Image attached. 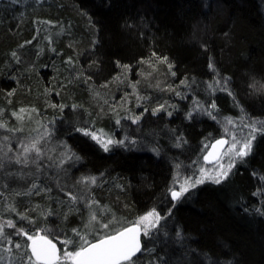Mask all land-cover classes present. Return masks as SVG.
I'll use <instances>...</instances> for the list:
<instances>
[{
	"label": "trees",
	"instance_id": "16d2710c",
	"mask_svg": "<svg viewBox=\"0 0 264 264\" xmlns=\"http://www.w3.org/2000/svg\"><path fill=\"white\" fill-rule=\"evenodd\" d=\"M122 65L130 66L133 88ZM221 78L231 95L209 88ZM124 93L146 110L130 105L140 120L121 121L135 143L104 152L74 131L119 135L124 101L114 102ZM197 99L215 103L218 119H264V0H0V154L13 156L22 138L51 132L41 142L39 172L32 164L0 169V223L19 227L27 221L18 214H27L36 222L32 234L53 223L69 238L74 228L87 232L93 214L101 224L126 219L120 228L155 208L164 219L153 251L144 253L149 264H264V134L224 182L200 185L171 204L177 165L201 156L221 134L217 119L186 118ZM17 128L23 132L8 131ZM177 136L186 143L175 147ZM64 145L81 159L58 166ZM82 177L96 182L78 184ZM33 183L50 191L29 192ZM25 239L12 235L0 246L21 259L24 249L14 244Z\"/></svg>",
	"mask_w": 264,
	"mask_h": 264
},
{
	"label": "snow or ice",
	"instance_id": "6c2138e0",
	"mask_svg": "<svg viewBox=\"0 0 264 264\" xmlns=\"http://www.w3.org/2000/svg\"><path fill=\"white\" fill-rule=\"evenodd\" d=\"M15 2V0H13ZM15 55V53L13 54ZM166 61V58H164ZM123 68H129L128 65H122ZM171 67V66H170ZM209 68L214 70V65L210 62ZM174 74V73H173ZM182 84L184 81L181 82ZM228 80L227 78H221L215 81L214 84L209 85V88H219L224 91H229L227 88ZM232 93L229 91V95ZM63 107V106H60ZM216 108L215 103L211 105H205L204 102L200 100H194L193 105L189 112L186 113V118L193 119L196 114L207 115L211 119L216 120L217 117L214 114ZM165 110L164 106L161 105L157 109L153 110V115ZM24 110L21 109V112ZM169 116L172 115L171 112L167 113ZM14 116H17V119H22L23 117L18 116L16 113H13ZM143 115V113H141ZM132 119V123H137L140 120V116L128 117ZM116 123L119 125L121 121L117 119ZM226 125H234V121L231 119L226 120ZM6 125L0 123V128H5ZM249 129L247 136L238 138L236 134H233L230 140H225L223 137L216 139L214 143L211 144L210 150L208 145H205L202 149L203 152L207 154L204 155V161H208L210 157L214 158L217 161H227V166L225 163H219L212 170H206L204 167L199 168L200 175H192L184 178V183L179 184V189L176 187H171L169 189L171 202L174 204L179 202L185 195L190 191V189L196 188L198 185L204 184L206 181H211L215 184H221L226 180L231 174L232 169L237 162H243L244 158L250 155L252 151L253 141L255 140L258 134H264V122H260L259 127H257V122L253 121L249 125H245ZM8 131H19L23 132V129H8ZM74 131L80 133L83 137L90 138L96 144L103 149L104 152H109L113 146H124L125 140H115L106 133H103L102 130H94L90 127H76ZM225 133L228 132V127L224 128ZM51 132L48 129H45L42 135L32 138H22L20 140L19 148L20 150L13 156H9L7 153L0 154V169L6 167L9 164L22 165L27 167L29 164L36 166V171H40V165L37 163L44 156L42 151L41 142L46 138L50 137ZM8 139L7 136L4 138ZM175 147H180L181 143H186L182 141L180 136L176 137ZM130 143H135L131 141ZM227 145V149L223 152L218 151V149H224ZM65 151L60 154L58 160V166L64 165L66 162L78 161L81 159L80 156L72 152L67 145H64ZM154 151H158L154 149ZM196 162H193V167ZM179 168V165H177ZM31 174V173H29ZM9 175H12L11 173ZM264 180V177H261ZM95 177H82L78 184L83 183H95ZM174 184L179 183L178 180H174ZM33 189H37V185L33 183L31 188L28 189L31 192ZM63 190V189H62ZM48 188H39L36 191V194L39 195L40 192H48ZM27 194V193H24ZM254 193L253 195H256ZM65 195L69 198L70 202H75L78 197L74 195L71 191L66 192ZM83 199V197H80ZM91 202H89L90 204ZM9 211H16L14 207H11ZM171 213L172 209L168 210ZM260 212V209L256 210ZM49 215L51 213H48ZM264 214V213H261ZM21 222L27 221L26 226L24 223H21L19 227L13 220H8L6 223H0V237H3V240L0 243L6 241L7 243H12V235L17 237L26 238L22 243H15L14 247L17 250L24 249L20 264H144L141 257L144 253L152 252V249H147L144 244H142L141 236L146 238L148 241H151L158 232V225L160 221L164 218L155 208L146 212L144 215L137 218L133 222L131 227L123 228L122 230L116 231L115 234L105 233L101 238L95 239V242H90L85 236H80L77 229H73L74 237H79V242L75 238H68L62 243L64 244V250L62 255H58V250L56 245L52 243V240L48 239L46 235H41L42 230H37L32 234L33 227L36 222L31 220L27 214H18ZM91 219L96 220L95 214L92 215ZM110 225L103 224L100 225V228L108 229ZM5 228L13 229L11 235H5ZM179 236V232L177 233ZM31 242L30 244L28 242ZM74 248L75 251H70L68 248ZM30 249V255L28 253ZM11 250V249H6Z\"/></svg>",
	"mask_w": 264,
	"mask_h": 264
},
{
	"label": "rangeland",
	"instance_id": "374dc122",
	"mask_svg": "<svg viewBox=\"0 0 264 264\" xmlns=\"http://www.w3.org/2000/svg\"><path fill=\"white\" fill-rule=\"evenodd\" d=\"M127 70H128L127 73H129V74H127L128 80L125 78V83H126L127 86H131V88H133V83L134 82H131V81L133 80L134 77H133V74L131 75V69L127 68ZM129 70H130V72H129ZM129 94H131V93H129ZM129 94L124 93L123 96H121V98H120L121 100L119 99V101H117V102L115 100L114 103H115V105H119V103H120V106H121L123 104L122 102L124 101V105L122 107L119 106L120 107L119 110L121 111V116H119V118H117V119H119L120 121H122V120H126L127 121L128 120L130 122V124H133L132 123V119H130L128 117H135V116H140L141 117V115H138L137 113L141 114V113L146 112V110L145 109L143 110V106H141V104L138 102L137 96L134 95L135 96L134 98H136L137 101L135 99L131 100L130 97L128 96ZM130 105L135 107V108L138 107V106H141V108H139L137 113L134 114V112L132 110H130V107H131ZM228 119H231V120L234 121V125H235L234 127L231 126V125H226L225 122ZM253 121L257 122V127H259L260 122H264V119L251 118V117L243 115V114H239L237 117H232V118L231 117H223V118L221 117L219 119L217 118V123H218V127H219V130H220L221 134L216 139H220L221 137H223L225 140H230V138L232 137L233 134H236L238 138L243 137V136H247L248 133H249V129L247 127H244V126L251 124ZM120 125H121V123L119 125H117V128H116V130L120 129L119 130V135H117V136L115 135L112 138L115 139V140L123 139V140H125V144L126 143L128 144V143H130L132 141V138L134 139V137L131 136V134H129V132H128L129 128L128 129L120 128ZM225 127H228V132L227 133H225V131H224ZM212 142H209V143H207L205 145H208V147H209V145ZM205 145H203L201 147V150H200V155L201 156L196 154L189 161L184 162V163H180L179 164V168H177V167L175 168V170H174V172L172 174L171 180H170V185L168 187V194H169L170 199H171V196H170L169 189L171 187H176V189L178 190L179 189V184L184 183V178L187 177V176H192V175L199 176L200 175V173H199V168L200 167H204L206 170H212L216 166H218L219 163H225V166H227V161L226 160L225 161H216L215 163H212V164L204 163L203 155L205 154V152H203L202 149L204 148ZM41 147H43V146H41ZM18 148H19V146H18ZM226 149H227V145L225 146L223 151H225ZM19 150H20V148H19ZM42 150H43V148H42ZM193 162H196L194 167H193ZM238 163H240V162H237L236 165ZM236 165L233 167V169L236 167ZM174 180H178L179 183L174 184L173 183ZM207 183L215 184V183H212L211 181H206L204 184H207ZM84 184L87 187H90L91 183H84ZM201 185H203V184H201ZM198 186H200V185H198ZM190 190H192V189H190ZM177 203L178 202H176L175 204H177ZM171 204L174 205L173 202ZM152 209H150V210H152ZM150 210H147V211H145V212H143L141 214H138V215L134 216V218H132L130 223L127 224L124 227L117 228V227H119V225H121L126 220V219L123 218V219L114 221L112 223V225L110 224L111 222H109L108 225H110V227L108 229H103L102 230L100 228V225H103V224H101L102 223L101 219H99L100 217H98V218L96 217L95 221H93L91 219V221L93 223H92V225H90L88 227L87 232H83L82 230H78V231H79L80 236H85L87 239L90 236H95L97 234L101 235V234L109 233L110 231H114V230L119 231L120 229H123V228H125L127 226L132 225L133 222L136 221L138 217L144 215L146 212H148ZM156 211L159 212L158 210H156ZM161 216L164 217L162 214H161ZM161 222H162V220L160 221V223ZM160 223L158 225V229L160 228ZM25 225L27 226V224H25ZM74 229H76V228H74ZM37 230H42L40 232V234L41 235H46L47 237H48L49 234H52L53 236L51 238L50 237H48V238H50L52 241H54L56 243V245L58 246V249H59V255H62V251L64 250V244L62 243V241L66 240L68 238H64V236L61 235L62 233H60V231L57 230L55 224H53V223L45 224V225L42 224L41 226H39V228ZM37 230H35V232ZM116 231L111 232V234H114ZM71 235L72 234H70V236ZM158 235H159V233L156 232V234L154 235V237H153V239L151 241H148L146 238L141 236V238L144 240V246L147 249H149L151 244L154 243L156 240H158V238H159ZM101 237H99V238H101ZM69 238H75L79 242V237H74V233H73V236H71ZM68 250L75 251L76 249L69 247ZM146 253H148V252L146 251L145 254ZM0 255L2 257V259H0V262L3 260L0 264H20V258L11 257L10 254L8 253V250H6V246H4V247L0 246ZM141 259L143 260L144 264H149L147 261L144 260V255L141 257ZM62 264H63V262H62Z\"/></svg>",
	"mask_w": 264,
	"mask_h": 264
},
{
	"label": "water",
	"instance_id": "95a60500",
	"mask_svg": "<svg viewBox=\"0 0 264 264\" xmlns=\"http://www.w3.org/2000/svg\"><path fill=\"white\" fill-rule=\"evenodd\" d=\"M212 143H214V141L212 142ZM211 143V144H212ZM211 144L209 145V150H210V146H211ZM226 146V145H225ZM218 151H223V149H218ZM207 153L205 152V154L204 155H206ZM204 155H203V157H204ZM203 161H204V159H203ZM217 160H215L214 158H212V157H210L209 158V160L208 161H204V163H206V164H212V163H215ZM132 225H130V226H127V227H131ZM126 228V227H125ZM115 234V233H114ZM48 239H50V238H48ZM51 240V239H50ZM141 241H142V238H141ZM95 241H93V243H94ZM29 244L31 243L30 241L28 242ZM52 243L53 244H55L56 245V243L54 242V241H52ZM56 248H57V250H58V255H59V249H58V246L56 245ZM29 252H30V249H29ZM31 254V253H30Z\"/></svg>",
	"mask_w": 264,
	"mask_h": 264
},
{
	"label": "bare ground",
	"instance_id": "6f19581e",
	"mask_svg": "<svg viewBox=\"0 0 264 264\" xmlns=\"http://www.w3.org/2000/svg\"><path fill=\"white\" fill-rule=\"evenodd\" d=\"M120 230H122V229H120Z\"/></svg>",
	"mask_w": 264,
	"mask_h": 264
}]
</instances>
